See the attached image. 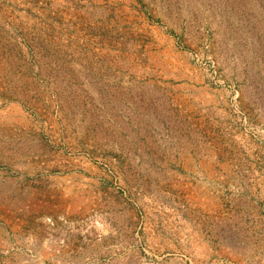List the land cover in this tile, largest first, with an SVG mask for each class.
Masks as SVG:
<instances>
[{"label": "rangeland", "instance_id": "obj_1", "mask_svg": "<svg viewBox=\"0 0 264 264\" xmlns=\"http://www.w3.org/2000/svg\"><path fill=\"white\" fill-rule=\"evenodd\" d=\"M0 264H264V0H0Z\"/></svg>", "mask_w": 264, "mask_h": 264}]
</instances>
